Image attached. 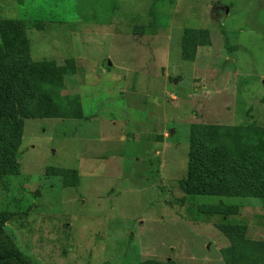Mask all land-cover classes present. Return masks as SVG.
Wrapping results in <instances>:
<instances>
[{"label":"rangeland","instance_id":"1","mask_svg":"<svg viewBox=\"0 0 264 264\" xmlns=\"http://www.w3.org/2000/svg\"><path fill=\"white\" fill-rule=\"evenodd\" d=\"M10 28L0 253L264 264V0H0ZM222 154L234 175L202 174Z\"/></svg>","mask_w":264,"mask_h":264},{"label":"trees","instance_id":"2","mask_svg":"<svg viewBox=\"0 0 264 264\" xmlns=\"http://www.w3.org/2000/svg\"><path fill=\"white\" fill-rule=\"evenodd\" d=\"M20 31L10 28L9 31L1 33L0 35V70L6 66L3 65V60L2 58H4V55L6 54V56H8L10 54L11 51V46H12V39H17L19 35ZM23 46L26 45L27 43L26 41H22ZM231 50V48L229 49ZM21 68L22 71H24V74L31 72V73H38V70L35 68V70L33 69L34 67H27V66H23L22 64H16V63H11L9 65L8 74L9 76H11L12 74H14L15 69ZM23 74V73H22ZM21 74V75H22ZM3 77H2V73H0V176L3 175H13L14 172L17 169V165L15 163V161H13L14 157H15V152H14V148H15V144L20 136V130L22 127V122L19 121L16 116H11V118H9L8 115H5V107L7 105H10L12 103H15L16 99L18 98L17 96V91H14L15 87H16V83H11V86L8 85L6 87H4L3 83L4 81H2ZM10 94H12L14 96V98H10ZM239 130H242L241 127H238ZM236 131H238L236 129ZM237 136V135H235ZM219 158L222 162H220V165L215 166L214 162L216 158H212L211 157V162H204L202 164H200L201 166V170H202V174L206 171L205 167L210 168L211 169V173L210 176L212 175L214 180L216 181L217 178L216 177H224L226 178L228 175L229 176H233L234 173H229L230 169L226 168L227 163H229L230 161L232 162V156H228L225 154H222L221 156L217 157ZM233 163V162H232ZM196 162L190 165V169H189V175L192 177L195 176V172L198 166H196ZM233 174V175H231ZM259 193H256L255 191H252L250 196L253 197H260ZM4 226V225H3ZM3 226H1L0 224V229L3 230ZM21 255L16 254V253H0V264H30L27 263L24 259L20 258Z\"/></svg>","mask_w":264,"mask_h":264},{"label":"water","instance_id":"3","mask_svg":"<svg viewBox=\"0 0 264 264\" xmlns=\"http://www.w3.org/2000/svg\"><path fill=\"white\" fill-rule=\"evenodd\" d=\"M226 12H228V10H226ZM109 65H110V63H109Z\"/></svg>","mask_w":264,"mask_h":264}]
</instances>
